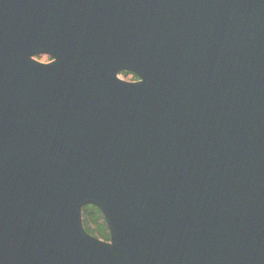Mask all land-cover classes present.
Segmentation results:
<instances>
[{
	"label": "water",
	"instance_id": "1",
	"mask_svg": "<svg viewBox=\"0 0 264 264\" xmlns=\"http://www.w3.org/2000/svg\"><path fill=\"white\" fill-rule=\"evenodd\" d=\"M114 2L0 0V264H264V0Z\"/></svg>",
	"mask_w": 264,
	"mask_h": 264
},
{
	"label": "trees",
	"instance_id": "2",
	"mask_svg": "<svg viewBox=\"0 0 264 264\" xmlns=\"http://www.w3.org/2000/svg\"><path fill=\"white\" fill-rule=\"evenodd\" d=\"M126 75L129 73L125 72ZM83 220L86 230L103 239L110 240V233L105 218L101 210L95 206L88 204L83 208Z\"/></svg>",
	"mask_w": 264,
	"mask_h": 264
},
{
	"label": "bare ground",
	"instance_id": "3",
	"mask_svg": "<svg viewBox=\"0 0 264 264\" xmlns=\"http://www.w3.org/2000/svg\"><path fill=\"white\" fill-rule=\"evenodd\" d=\"M115 4H110L109 6H107V8H110L116 15H118V16H120V18L122 17V13H121V11L120 10H118V7L116 6L117 5V0H115V2H114ZM55 26V27H54ZM53 26V22L52 21H49L42 29H49V30H52V29H54V28H56L57 27V25H54ZM68 40H69V38H67L66 37V40L65 41H67L68 42ZM34 59L36 60V61H39L38 60V58H37V55L36 56H34ZM55 61V60H54ZM54 61H52L51 63H53ZM17 147H19L20 148V146H17ZM96 206V205H95ZM98 207V206H97ZM99 208V207H98ZM100 209V208H99ZM101 210V209H100ZM102 212V211H101ZM104 216V215H103ZM105 218V217H104ZM106 221V220H105ZM84 224V223H83ZM106 224H107V222H106ZM107 226H108V224H107ZM84 228H85V226H84ZM108 229H109V226H108ZM85 230H86V228H85ZM87 231V230H86ZM109 231H110V229H109ZM88 232V231H87ZM89 233V232H88ZM90 234V233H89ZM93 236H95V235H93Z\"/></svg>",
	"mask_w": 264,
	"mask_h": 264
},
{
	"label": "flooded vegetation",
	"instance_id": "4",
	"mask_svg": "<svg viewBox=\"0 0 264 264\" xmlns=\"http://www.w3.org/2000/svg\"><path fill=\"white\" fill-rule=\"evenodd\" d=\"M43 57H47L48 60L45 61V62L41 61ZM37 58L42 63H50V62H52L54 60V57L52 55H50V54H47V53H39L37 55ZM136 80H138V79H134L133 81H136Z\"/></svg>",
	"mask_w": 264,
	"mask_h": 264
},
{
	"label": "rangeland",
	"instance_id": "5",
	"mask_svg": "<svg viewBox=\"0 0 264 264\" xmlns=\"http://www.w3.org/2000/svg\"><path fill=\"white\" fill-rule=\"evenodd\" d=\"M47 60H48L47 57H43L41 61H44L45 62ZM127 79H130V78H127Z\"/></svg>",
	"mask_w": 264,
	"mask_h": 264
}]
</instances>
